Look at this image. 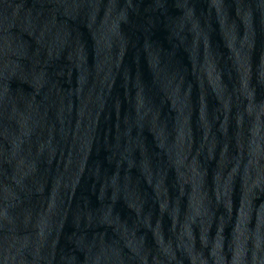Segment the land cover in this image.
<instances>
[{
	"label": "water",
	"instance_id": "95a60500",
	"mask_svg": "<svg viewBox=\"0 0 264 264\" xmlns=\"http://www.w3.org/2000/svg\"><path fill=\"white\" fill-rule=\"evenodd\" d=\"M0 264H264V0H0Z\"/></svg>",
	"mask_w": 264,
	"mask_h": 264
}]
</instances>
